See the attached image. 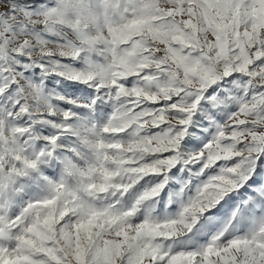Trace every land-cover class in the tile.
<instances>
[{
	"label": "snow or ice",
	"instance_id": "obj_1",
	"mask_svg": "<svg viewBox=\"0 0 264 264\" xmlns=\"http://www.w3.org/2000/svg\"><path fill=\"white\" fill-rule=\"evenodd\" d=\"M0 264H264V0H0Z\"/></svg>",
	"mask_w": 264,
	"mask_h": 264
}]
</instances>
